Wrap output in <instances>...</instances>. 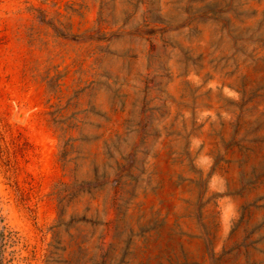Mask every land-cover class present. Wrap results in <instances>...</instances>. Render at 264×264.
Listing matches in <instances>:
<instances>
[{
	"label": "rangeland",
	"instance_id": "1",
	"mask_svg": "<svg viewBox=\"0 0 264 264\" xmlns=\"http://www.w3.org/2000/svg\"><path fill=\"white\" fill-rule=\"evenodd\" d=\"M0 264H264V0H0Z\"/></svg>",
	"mask_w": 264,
	"mask_h": 264
}]
</instances>
